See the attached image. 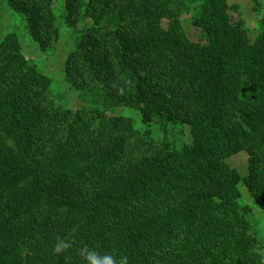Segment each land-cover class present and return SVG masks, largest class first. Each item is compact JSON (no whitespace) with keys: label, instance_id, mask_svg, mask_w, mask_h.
Instances as JSON below:
<instances>
[{"label":"trees","instance_id":"trees-1","mask_svg":"<svg viewBox=\"0 0 264 264\" xmlns=\"http://www.w3.org/2000/svg\"><path fill=\"white\" fill-rule=\"evenodd\" d=\"M41 51L59 39L55 0H6ZM64 0L93 28L65 63L76 90L186 125L180 150L129 118L55 106L50 80L14 33L0 41V264H86L85 246L120 264H264L239 186L264 212V15L252 38L228 0ZM247 155L244 176L227 160ZM57 237L61 240L57 241ZM56 243L71 247L61 254ZM87 257L88 250L84 249Z\"/></svg>","mask_w":264,"mask_h":264},{"label":"rangeland","instance_id":"rangeland-1","mask_svg":"<svg viewBox=\"0 0 264 264\" xmlns=\"http://www.w3.org/2000/svg\"><path fill=\"white\" fill-rule=\"evenodd\" d=\"M205 0H186V11L181 15L184 29L193 41L203 42L200 30L192 27V21L199 17L200 6ZM229 15L233 21L242 20L246 29L254 38L260 30V19L264 15V0H228ZM59 39L47 51H41L30 38L25 19L12 11L6 0H0V41L10 33H14L21 46L22 54L29 64L50 80L49 95L55 106L72 112H102L107 117L121 116L129 118L134 130L140 133L149 132L155 144H168L180 150L191 142L190 129L186 125L174 124L154 119L143 123L137 111L127 107H113L105 100L100 87L92 91L74 89L66 80L64 63L68 55L74 51L79 38L93 28V22L86 17L84 7L79 9V18L75 27H69L65 21L64 0H55L53 6ZM230 167L244 176L247 169V155L239 152L227 160ZM241 206H248L250 213V231L257 239V250L264 257V212L254 204L249 191L239 186Z\"/></svg>","mask_w":264,"mask_h":264},{"label":"clouds","instance_id":"clouds-1","mask_svg":"<svg viewBox=\"0 0 264 264\" xmlns=\"http://www.w3.org/2000/svg\"><path fill=\"white\" fill-rule=\"evenodd\" d=\"M61 239L57 237V241H60ZM71 247L70 243L64 244L63 247L60 246L59 243H56L54 251L57 254H61L64 251L68 250ZM84 249L88 250V255L85 257L84 255ZM85 261L86 264H117V261L110 255H103L101 256L96 251L89 249L87 246L81 248L78 253ZM120 264H127V258L122 257L119 261Z\"/></svg>","mask_w":264,"mask_h":264}]
</instances>
